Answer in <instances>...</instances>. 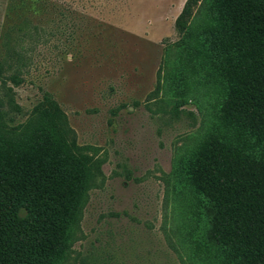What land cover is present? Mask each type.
<instances>
[{
  "label": "rangeland",
  "instance_id": "1",
  "mask_svg": "<svg viewBox=\"0 0 264 264\" xmlns=\"http://www.w3.org/2000/svg\"><path fill=\"white\" fill-rule=\"evenodd\" d=\"M187 3L0 0V129L53 119L88 165L54 264H237L209 238L194 163L212 143L258 145L222 115L229 85L208 52L186 60L205 12Z\"/></svg>",
  "mask_w": 264,
  "mask_h": 264
},
{
  "label": "trees",
  "instance_id": "2",
  "mask_svg": "<svg viewBox=\"0 0 264 264\" xmlns=\"http://www.w3.org/2000/svg\"><path fill=\"white\" fill-rule=\"evenodd\" d=\"M203 1L186 60L208 52L229 85L222 115L258 145L212 143L195 161L209 238L234 263L264 264V0ZM54 124L0 129V264H54L69 248L89 170Z\"/></svg>",
  "mask_w": 264,
  "mask_h": 264
}]
</instances>
